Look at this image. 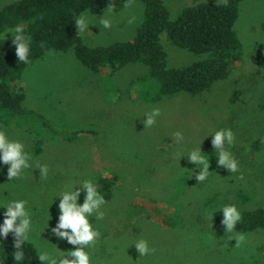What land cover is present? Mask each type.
Masks as SVG:
<instances>
[{
  "label": "rangeland",
  "instance_id": "374dc122",
  "mask_svg": "<svg viewBox=\"0 0 264 264\" xmlns=\"http://www.w3.org/2000/svg\"><path fill=\"white\" fill-rule=\"evenodd\" d=\"M12 1L0 0V9ZM224 1L161 0L171 20L186 7ZM144 10L142 2L129 1L97 18L87 11L91 25L79 35L89 47L131 41ZM103 13L112 20L109 29L99 25ZM235 30L242 60L227 80L195 97L179 94L150 102L139 84L147 72L144 66H128L114 75L104 70L99 77L81 65L73 51L48 52L25 70L20 82L25 106L64 133H85L68 143L49 138L33 121L0 125L10 139L22 141L33 153V168L21 179L9 182L8 165L0 164V198L27 199L36 232L44 229L49 209V227L38 238L33 234L39 245L51 243L64 252L78 247L52 235L59 199L52 203L51 197L64 185L89 177L97 184L102 177L115 184L101 208L103 217L96 221L101 238L91 251L97 264H264V230L245 234V243L236 248L221 224L222 212L207 215L225 202L240 211L264 208V0L240 3ZM161 41L169 68L199 58L171 45L165 34ZM153 108L160 109L157 123L144 127V115ZM220 128L235 134L231 150L240 162L239 173L218 166L210 135ZM177 131L184 135L179 143L173 136ZM197 147L208 158L210 172L208 180L199 183V169L186 157ZM40 164L48 165L47 178L40 177ZM239 193L248 197L246 202L238 200ZM84 196L81 191L78 204ZM139 238L147 239L157 253L140 257L134 245L127 249Z\"/></svg>",
  "mask_w": 264,
  "mask_h": 264
},
{
  "label": "trees",
  "instance_id": "16d2710c",
  "mask_svg": "<svg viewBox=\"0 0 264 264\" xmlns=\"http://www.w3.org/2000/svg\"><path fill=\"white\" fill-rule=\"evenodd\" d=\"M140 1L145 10L142 21L131 41L116 42L110 46L89 47L84 44L74 19L85 10L98 14L125 2ZM244 0H225L222 3H200L184 8L171 20L161 0H14L0 9V32L17 24L26 25L31 36V64L18 61L12 45L11 34L0 38V125L13 121H33L40 132L61 142H74L84 135L82 131L64 133L43 115L25 106L26 94L20 87L25 70L39 62L48 52L68 53L85 68L103 77L128 66L142 65L146 74L139 80L146 100L158 102L165 97L189 95L195 97L227 80L242 60V44L235 30L239 6ZM169 43L199 58L185 66L169 68L167 53L161 35ZM141 94V93H140ZM88 133V132H87ZM90 133V132H89ZM40 143V142H38ZM37 146V152L40 153ZM115 181L99 178L97 185L105 200L112 195ZM248 197L238 194L241 203ZM236 230L244 234L264 230V208L243 209ZM3 216L0 215V223ZM14 237L0 240V259L5 264H15ZM25 260L21 264H40L31 245H25Z\"/></svg>",
  "mask_w": 264,
  "mask_h": 264
},
{
  "label": "clouds",
  "instance_id": "9594fccd",
  "mask_svg": "<svg viewBox=\"0 0 264 264\" xmlns=\"http://www.w3.org/2000/svg\"><path fill=\"white\" fill-rule=\"evenodd\" d=\"M108 12H113V8H109ZM98 21L104 29L112 27V20L106 13H103ZM74 23L79 33L83 34L89 31L91 18L87 10L81 12L74 19ZM9 33L18 61L24 65H30L32 44L26 25L17 24L12 28H5L3 32H0V38L5 40ZM160 114L159 108H153L151 112L145 113L144 116L147 119L144 121V127L155 125ZM173 136L177 143L184 140L182 132L177 131L173 133ZM210 136L218 166H223L231 173H239L240 162L231 150L235 141V134L232 129L220 128ZM186 157L190 163L195 164L196 168L199 169L195 177L198 183L207 181L210 175L209 160L203 155L201 147L190 150ZM0 164L8 165L7 177L9 182L23 178L24 174L33 168V153L26 148L22 141L10 139L2 128H0ZM36 169L39 170L41 178H47L49 175L47 164H40ZM77 185L80 187L77 188ZM81 191L85 193V196L83 203L78 204ZM57 198L59 199L58 222L55 227L51 228V233L59 240H66L68 244L78 245L74 250L68 252L59 251L56 246L50 247L49 245H53L51 243L41 246L33 237L34 232L38 238L49 227V220L46 218L49 215V209L46 210L44 229L36 232L33 212L27 199L0 198V215L3 216V221L0 223V240L6 239L9 233L13 235L15 251L12 255L15 264H21L25 260V245L32 246L40 264H97L91 250L95 248L101 238V231L96 221L103 217L104 213L101 208L106 204L103 193L99 191V185L94 182L93 178L89 177L78 184L62 186L51 197L52 203ZM218 210L223 214L221 224L226 229V233L230 234L228 236L229 241H234V247H241L246 241L245 234L236 230L237 224L242 219L241 211L236 204L225 202L207 215L212 218ZM90 218H94V223H90ZM132 245L135 246L140 257L152 256L157 253V248L150 246L147 239H136L127 249ZM0 264H5V260L0 259Z\"/></svg>",
  "mask_w": 264,
  "mask_h": 264
}]
</instances>
